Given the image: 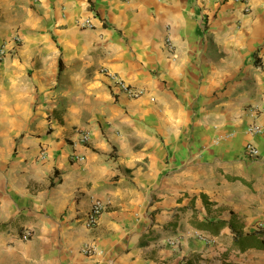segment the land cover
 <instances>
[{"label": "crops", "instance_id": "obj_1", "mask_svg": "<svg viewBox=\"0 0 264 264\" xmlns=\"http://www.w3.org/2000/svg\"><path fill=\"white\" fill-rule=\"evenodd\" d=\"M4 42L0 264H264V0H0Z\"/></svg>", "mask_w": 264, "mask_h": 264}, {"label": "built area", "instance_id": "obj_2", "mask_svg": "<svg viewBox=\"0 0 264 264\" xmlns=\"http://www.w3.org/2000/svg\"><path fill=\"white\" fill-rule=\"evenodd\" d=\"M238 1L245 2L246 0H238ZM76 24L79 27H90L91 26V23L88 19L77 20ZM18 40H19V38L17 35H13V37L11 38V41H13L15 44H16V42H18ZM6 44H7V42H4L0 45V57L5 52ZM166 44L171 46L169 40H166ZM258 67L260 69L264 70V58H262L258 61ZM100 71L109 79V81L113 87H115L120 92L124 93L125 95H127L129 97H137L142 93V91L140 89L132 87L127 82H125L121 77H119L116 73H113V72H111L105 68H101ZM248 132L252 133V134L253 133L264 134V127L252 126V127L248 128ZM76 133L78 134L79 142L85 143L89 140L88 132L82 131V130H77ZM246 150L252 156H256L259 154L258 149L251 144L246 145ZM43 156H44L43 153H41L42 158H43ZM75 158H81V157L75 156ZM103 206H104V204L101 202V200L92 199L90 207H89V209L85 215V219L83 221L85 227L93 228L97 224L99 215L104 208ZM253 229L255 231H261L262 229H264V221L256 222V224L253 226ZM191 234L194 237H196L200 240H203L205 242L207 240L206 236L198 230L192 231ZM29 235H30V232L26 230V231L21 233L20 238L22 240H26V239H28ZM93 250L94 249L92 247H89V246H86L84 249V251L89 252V253L92 252Z\"/></svg>", "mask_w": 264, "mask_h": 264}, {"label": "trees", "instance_id": "obj_3", "mask_svg": "<svg viewBox=\"0 0 264 264\" xmlns=\"http://www.w3.org/2000/svg\"><path fill=\"white\" fill-rule=\"evenodd\" d=\"M264 235V232H259V233H253L251 234V237L253 238V244H255L258 248H262L264 249V240L259 236H263ZM245 242H243L242 240H236L235 244H237L239 247H242V245L244 244ZM248 243V242H246Z\"/></svg>", "mask_w": 264, "mask_h": 264}, {"label": "rangeland", "instance_id": "obj_4", "mask_svg": "<svg viewBox=\"0 0 264 264\" xmlns=\"http://www.w3.org/2000/svg\"><path fill=\"white\" fill-rule=\"evenodd\" d=\"M261 263H264V259L263 258L261 259Z\"/></svg>", "mask_w": 264, "mask_h": 264}]
</instances>
